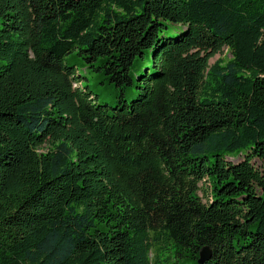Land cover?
I'll return each mask as SVG.
<instances>
[{
  "label": "trees",
  "instance_id": "1",
  "mask_svg": "<svg viewBox=\"0 0 264 264\" xmlns=\"http://www.w3.org/2000/svg\"><path fill=\"white\" fill-rule=\"evenodd\" d=\"M255 159L264 0H0V264H264Z\"/></svg>",
  "mask_w": 264,
  "mask_h": 264
},
{
  "label": "rangeland",
  "instance_id": "2",
  "mask_svg": "<svg viewBox=\"0 0 264 264\" xmlns=\"http://www.w3.org/2000/svg\"><path fill=\"white\" fill-rule=\"evenodd\" d=\"M230 52L227 49L224 50V53L217 54L211 59V63H214L219 57H230ZM66 61L69 64H74L78 68V72L81 73L84 78L82 79L84 86H90L92 90L99 96V101L101 103H109L111 105H115L118 100V94L116 93L115 89H113L104 79V77L99 73H90L84 67V63L81 60V57L77 56L76 53H71L66 56ZM129 98V97H128ZM245 152H240L235 156H228L229 160L233 162L240 161L244 156ZM256 166L261 167L264 165V162L259 159L253 160Z\"/></svg>",
  "mask_w": 264,
  "mask_h": 264
},
{
  "label": "water",
  "instance_id": "3",
  "mask_svg": "<svg viewBox=\"0 0 264 264\" xmlns=\"http://www.w3.org/2000/svg\"><path fill=\"white\" fill-rule=\"evenodd\" d=\"M211 256H212V250L210 249V247L204 246L200 250L199 262L203 263V262L207 261L208 259H210Z\"/></svg>",
  "mask_w": 264,
  "mask_h": 264
}]
</instances>
